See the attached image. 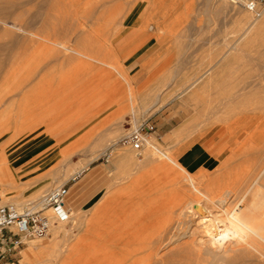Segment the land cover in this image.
<instances>
[{
    "label": "rangeland",
    "instance_id": "1",
    "mask_svg": "<svg viewBox=\"0 0 264 264\" xmlns=\"http://www.w3.org/2000/svg\"><path fill=\"white\" fill-rule=\"evenodd\" d=\"M79 26L83 31L90 29L88 32L92 33L81 31ZM54 27L61 31L57 36L54 33L56 37L51 33ZM42 33L73 48L87 47L89 42L88 51L99 54L98 57L103 55L107 62L119 65L121 73L131 78V85L134 84L136 112L111 106L105 109L104 122L100 124V116L94 114L99 107L98 102H106L108 94L106 84L96 79L100 73L99 63L90 61L87 65L76 57L73 60L74 56L67 50L62 51L61 46L38 37ZM57 47L61 50L56 52ZM96 49L101 54L96 53ZM104 50L108 55L110 53V57ZM113 50L116 55H111ZM263 58L264 8L262 15L254 18L253 13L231 0H0V75L8 71L12 76L17 74L10 87L18 78H25V88L36 85L47 98L57 96L59 91L56 88L61 86L62 94L52 106L43 110L36 128H44L46 124L50 126L54 140L75 129H84L85 125L99 129L89 142L79 149L75 147L74 153L64 155L65 158H62L61 149L54 148L55 145L43 144V137L27 142L21 137L11 145L9 139L13 132L10 130L14 129L19 110L15 104L9 108L8 96L1 93L0 170L3 172L0 171V195L3 203L20 202L18 207L22 210L40 203L34 208L38 209L42 197L51 188L64 183L69 186L84 168L95 164L105 168L108 179L100 195L87 205L73 209L69 221L53 223L44 237L26 238L9 264H61L76 239L85 234L87 223L108 212L117 202L130 204L140 211L158 207L169 210L170 223L175 231L181 229L180 234L194 232L191 235L184 232V236L178 240L175 238L176 242L171 245L174 248L182 245L185 239H188L185 242L197 239L195 232L201 229L197 225L201 213L195 209L193 212L196 214L187 212L182 217L176 211H188L198 192L187 184L185 172L172 162L169 165V161L160 154L157 162L144 157L147 144L137 150L124 143L125 138L140 126L144 128L147 140L172 151L178 158L192 160L189 163L191 172L198 178L195 180L200 186L213 194L231 192L228 198L231 199L228 204H231L228 206L234 207L243 199L241 203H248L255 191H264V125L260 124L263 121L261 116L264 118ZM2 76L0 85L4 80ZM203 82H207L209 87L199 90ZM246 82H250L248 85L254 89L248 88L252 92L246 97L249 108L244 104L245 107L241 105V108L245 110H242L228 99ZM152 89L159 92L164 102L146 109L142 95ZM14 96H17L15 100L20 98L19 94L14 93ZM247 108H252V111ZM231 109L252 113L250 118L256 117L258 121L253 118L249 125L235 126L234 131L228 132L224 127L216 130L214 125L227 118ZM170 126L172 130L167 133L172 134V139L168 141L164 135ZM185 128L187 131L184 132ZM17 145L18 150L14 154L11 150ZM195 145H202L206 157L201 165L197 163ZM104 146L107 147L102 152ZM119 153L124 155V161H114L112 156ZM163 160H167L170 172L159 167ZM8 166L11 167V179L6 173ZM12 176L14 181L16 179V186L7 183ZM203 202L209 209L202 213L206 216L213 208L212 204ZM262 209L264 212V206ZM162 218H156L153 225L162 226ZM236 237L231 233L220 245L229 249L235 246V241L242 244L252 241V258H245V264H264V227L257 234L248 232L243 238ZM202 246L205 255H202V264H235L240 261L222 254L226 248L209 249L207 243Z\"/></svg>",
    "mask_w": 264,
    "mask_h": 264
},
{
    "label": "bare ground",
    "instance_id": "2",
    "mask_svg": "<svg viewBox=\"0 0 264 264\" xmlns=\"http://www.w3.org/2000/svg\"><path fill=\"white\" fill-rule=\"evenodd\" d=\"M231 1L233 3L241 5L240 3H238L237 0H231ZM103 17H104V15H103ZM259 17L254 16V18H259ZM115 18H117V16ZM96 19H98V18H96ZM110 21H113V20H110ZM94 22L96 23L97 21H94ZM114 22H116V21H114ZM80 26H82V25H80ZM80 26H79V28L81 29L82 27H80ZM101 26H103V25H101ZM45 28L47 29V27H45ZM49 30H52L51 27ZM86 30L83 31L81 29V31H83V32H85ZM89 30H87V32ZM97 30L99 31V29H96L95 31L98 32ZM47 32H49V31H47ZM47 32H44L45 35L47 34ZM58 32H61V31H59V29H56L54 27L53 31L51 33L53 34V36H55V35L57 36ZM54 33H55V35H54ZM88 33H92V31L88 32ZM95 34H97V33H95ZM42 35H44V34L42 33L41 36ZM45 35H44V37H41L38 35V37L43 38V40L45 39L47 41H50L55 45L61 46L60 48H62V51H63V49L67 50L68 53L70 52V54H72V56H74L73 60L76 57L79 60H82L85 63H87V65L90 64V61L99 63V65L97 67L100 68V73H98L96 75V79H98V81H100V83L106 84L107 93L106 92L105 93L108 94L107 95L108 100L106 102H103V101L98 102L99 107L94 114V115L100 116L99 117L100 118V120H99L100 124L104 122L103 113H104L105 109H107L111 106H117L119 109L130 108L133 112H136V110H137L136 109V103H135L136 102V100H135L136 96L134 97L135 90L133 88L134 84L131 85V83L129 82V79H131V78L128 79L126 75L121 73V71H120L121 67L118 68L119 65L117 66L114 63L107 62L108 60H105L103 55L101 56V57H103L101 59V57H98L99 54L94 55L93 52L88 51L87 48H89L88 47L89 42H88L87 47H85L83 45L80 48H77V47L73 48V46L72 47H69V45L67 46L68 43L66 44L64 41H59V40L57 41L56 39L53 40L54 38L52 39L50 37H45ZM52 43H51V45H52ZM84 43L86 44V42H84ZM54 48H56V47H54ZM58 48L59 47H57V49L55 50L56 52H57V50L58 51L61 50ZM105 50H106V48H105ZM105 50H104V52L106 53L108 48L106 51ZM50 51H53V50H50ZM93 51H95V50H93ZM108 51L111 52V50H108ZM95 52L100 53V52H97V49ZM52 53H54V51ZM115 53L116 52L114 51V53H112L111 55H113V54L116 55ZM106 55H108V54L106 53ZM108 56L110 57V53ZM115 58H113V59L117 60ZM79 63L81 64V62H79ZM82 66H83V64H82ZM82 66L80 65V67H82ZM123 67L124 66H122V68ZM79 70H80V68H79ZM122 70H124V69H122ZM2 75H0V76H2L1 78H3L4 80L2 81V83L0 85V94L4 92V95L8 96L7 98L9 99V103H10L9 108L15 104L17 110H19V114L17 113L19 116L18 117L15 116L16 117V119H15L16 121L14 120L15 125L12 127L14 129H13V131H12V129L10 130L11 132H13L11 135V139H9L11 145H14L16 142L21 140V137H23V139H25L26 142L29 140L30 141H36V140L41 139L43 137L44 138L43 144L48 145L49 147L55 145L54 148L56 150L61 149V155H63V157L61 155L60 156L62 158H65L64 155L70 156L72 153H74L73 151H74L75 147H76V149H79L80 146L82 147V145L89 142L90 139H92L94 137V134L99 131V129L97 130L96 128H94V126L91 127L89 125H85L84 129H83V127L81 130L75 129L73 131H70L68 134L64 135L63 137L59 138L58 140H54L53 139L54 135L52 133V128L50 126H48L46 124L44 128H43V126L38 127V128H36V127L38 126L37 123H38L39 119L41 118L43 110L48 109L50 106H52L55 99H57L62 94L61 93V86L56 88L59 91L57 96H54L52 98H47L39 88L37 89L36 85H34V86L30 85L27 88H25L26 85H23L25 78H23V79L18 78L15 81V83L12 85V87H10L13 79L15 78V76L17 74L16 75L14 74L15 76H12L13 75L12 72L8 71ZM130 76L132 77V75H130ZM146 81H148V80L146 79ZM249 83L250 82H248V84ZM246 84H247V82L244 84V86L236 88V91L230 97L231 99H228V100H231L232 102H234V104L237 105V107L240 106V108L242 106L245 107V105L248 106L246 103L247 102L246 97H248L249 93H250L249 96H251V93H252L248 89V88L251 89L252 85H248V84L246 85ZM99 85H101V84H99ZM245 85H246V87H245ZM247 86H249V87H247ZM98 87H100V86H98ZM153 87H155V86H153ZM206 87H209V84H207V82H205L204 85L201 88H199V90L203 89V88L205 89ZM148 88H150V87H148ZM246 88H247V90H246ZM252 89H254V88H252ZM154 90H155V88H154ZM154 90L144 92V94L142 93L143 94L142 96H144V99L146 102V107H147L146 109H148V107L151 108L153 106H159L162 102L161 96H159L160 95L159 92L156 93V92H154ZM91 92H92V90H91ZM14 93L19 94L20 98L19 99L17 98L18 100H15V97H17V96H14V98L12 97V95ZM89 94H90V92H89ZM139 94H141V93H139ZM4 95L1 98H3ZM137 95H138V93H137ZM225 101H226V99H225ZM163 102H164V100H163ZM221 103H223L222 98H221ZM248 108H249V106H248ZM252 108L248 109V111H252ZM14 110H15V107H14L13 111ZM242 110H245V108ZM242 110H241V112H240V109L229 110L231 112V114L229 116H227V118L224 117L225 119L223 118L222 120H219V122L217 120L218 123L216 125H214V128L216 130H218L219 128L224 127L225 130L232 131L235 128V126L239 127V126H241V124L242 125H244V124L249 125V123H251L250 121L256 117L252 116L251 117L252 119H251L250 116L252 115V113H247V112L245 113V112H242ZM229 111H228V113H230ZM261 119H263V121L260 124L264 125L263 115L261 116ZM256 121H258V119ZM185 129L186 130H184V132L187 131V128H185ZM25 130H26V132L24 134H22L23 131H25ZM236 130H237V128H236ZM99 135H100V133H99ZM164 136L168 141H170L172 139V134H170V133H166ZM39 137H41V138H39ZM81 142H83V143L81 145H79ZM146 144L148 145V146H146V147H148V149H147V152H146L144 157H146L148 159L151 158V159H153V161L157 162L158 161L157 158H159V156L157 157V155L160 154L161 156H163L164 158H166L169 161L168 164L170 162H172L174 165L179 167L183 172H185V174L187 176H186V178L181 176L182 179L183 178L187 179L188 180L187 184H189L190 187L194 191L198 192V193H196V194H198L197 199L195 198L194 201L192 202V205L191 204H190L191 206L189 205V207L187 208L188 211H186V209H180L179 210V206H180L179 205L177 207V209L180 212H178V211H176V212H177V214H180V216L183 217V214H187V212L190 213V212H193L195 209L196 210L198 209L197 211L201 214L199 216V218H200L199 224H197V225H199V227L201 229L195 233L197 234V239H199V241L197 239H192L189 242H185V241H188V239L187 240L185 239V241H183V243H181L182 245L175 246V248H174L171 246L172 243H174V241L176 239L178 240V238H180L181 235H183V234L185 235V233L187 234L189 231L188 232L184 231L185 233L181 232L182 234H180L179 230H181V229H178L177 230L178 232L175 231L176 229L174 230L172 223H170L171 219H170V216L168 214L169 210L158 207L155 210L145 211L146 209L143 208L142 211H140V210H137L135 206H130V204L120 205V204H117L118 203L117 202L115 205L110 207V210L108 212L99 216V218H97V219L94 218V219L90 220L88 223L86 221L87 228H86V232L84 230L85 234L82 237H79L78 239H76V241L74 242V244L70 248L69 254L66 256V258L62 261L61 264H202V263H204L203 262L204 257L202 256L204 254L201 250V248L203 247L202 245H206V243H207L209 249H215V248L220 249L221 247H223L221 245L225 241V239L229 237V234L232 233L233 235H235L239 238H243L244 235H246L248 232L257 234L258 231L264 227V216H263L264 212L261 211V209L264 206V191H255L254 194L252 195L253 198H250L248 203L246 202V200H245L246 203H241V202H244L243 201L244 199H243L240 201V203H237L236 206L230 207L228 205H230L231 203L228 204V201L231 202V199L228 200V198H229V195H231L232 193L229 191H219V192L213 194L212 192L207 191L208 189L206 190L205 188L200 186L199 182H197L198 178H196V175L194 176L193 173L191 172V168H190L189 163L192 160H186L184 158H182V159L178 158L174 155V153L172 151H166V150L160 148L158 145H156L154 142H152L150 140H147ZM77 145H79V146L77 147ZM104 147L105 148H103L102 152H105L107 146H104ZM17 150H18V145L15 146L11 151H12V153L15 154V152H17ZM112 157H113L114 161H124L123 160L124 159L123 154L119 153L118 155H115ZM143 159H145V158H143ZM143 159H141V161ZM131 160H133V159H131ZM164 160L161 163H159L158 165L162 170H164L166 172H170V166H167L168 165L166 163L167 160H166V162H164ZM143 162H145V161L143 160ZM5 166L3 165V168ZM9 168H11V167L8 166L7 172L5 170L4 171L7 173V175L9 174V176H10V170L11 169H9ZM156 170H159V169H156ZM179 171L180 170H178V173H179ZM1 172H3V171H1ZM160 172H162V171H160ZM172 172L174 174V171H172ZM14 175H15V173H14ZM175 175L176 174H174V176ZM42 177L40 175V179ZM36 178L38 179V177H36ZM195 178L197 180H195ZM10 179H11V176H10ZM10 179H8L7 183H9L11 186H16V184H17L16 179L14 181L13 176H12V180H10ZM41 180H43V178ZM177 180H178V177H177ZM134 181L135 180H133V182ZM170 181H171V179H170ZM35 182H36V180H35ZM180 183H181V180H180ZM33 184H35V183H33ZM57 186H59V185H57ZM194 191H192V192H194ZM229 193H231V194H229ZM188 196H189V194H188ZM190 196H192V195H190ZM43 197H42V200H43ZM159 197H157V198H159ZM36 198H37V196H36ZM193 198H192V200H193ZM202 198H204V199H202ZM204 200L206 202H208L209 205L212 204V208H213V211H211L210 214L208 213L209 215H206V216L202 215L204 209L209 211V209L205 206V204L203 202ZM33 201H35V200H33ZM1 203H3L2 198L0 199V204ZM14 203L17 206L21 204L20 202H17V201H15ZM37 204L38 203H36V205ZM36 205L34 204V205L30 206L29 209L36 208ZM164 207H165V205H164ZM19 209L22 210V207H20ZM173 211H175V209ZM101 212H103V211H101ZM199 213L197 214V216L199 215ZM194 214H196V213H194ZM174 215H176V214H174ZM160 216L163 217L162 218L163 225L162 226L161 225L160 226L159 225L158 226L153 225V224H156L155 219L160 217ZM180 216H179V218H181ZM197 216H195V217H197ZM192 233L194 234V232H192ZM191 234H189V235H191ZM235 242L236 243H235L234 247H231V248L229 247V249L227 247H223L226 249L224 250L223 253L221 251V253L224 255L227 254V256H230V258L232 260H236V259L240 260V261H237L239 263L236 262L235 264H245L246 263L245 258H248V257H249V259H250V257L252 258L251 246H252L253 242L252 241H244V242H246V244L238 243L237 241H235ZM176 244H178V243H176ZM186 247H188V251L185 250ZM184 251H186V252H184ZM190 260H191V262H190ZM232 264H233V262H232Z\"/></svg>",
    "mask_w": 264,
    "mask_h": 264
},
{
    "label": "built area",
    "instance_id": "3",
    "mask_svg": "<svg viewBox=\"0 0 264 264\" xmlns=\"http://www.w3.org/2000/svg\"><path fill=\"white\" fill-rule=\"evenodd\" d=\"M254 16H261L264 0H237ZM140 126L124 140L140 150L147 142L146 133ZM67 183L55 186L43 197L38 209L20 210L12 202L0 204V264H9L12 255L18 253L26 238L44 237L53 223L69 221L73 209L67 203ZM1 199V196H0Z\"/></svg>",
    "mask_w": 264,
    "mask_h": 264
},
{
    "label": "crops",
    "instance_id": "4",
    "mask_svg": "<svg viewBox=\"0 0 264 264\" xmlns=\"http://www.w3.org/2000/svg\"><path fill=\"white\" fill-rule=\"evenodd\" d=\"M171 130L172 126L165 130V133ZM195 146L197 163L201 165L206 157L202 152V145L201 147L199 145ZM105 174V168L101 164H95L93 166H87L82 170V174L72 179V183L68 186L69 191L67 195V203L72 209L87 205L103 192V189L108 183Z\"/></svg>",
    "mask_w": 264,
    "mask_h": 264
}]
</instances>
